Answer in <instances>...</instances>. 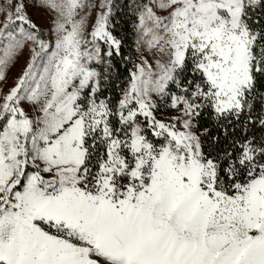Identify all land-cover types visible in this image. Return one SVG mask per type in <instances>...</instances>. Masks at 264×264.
Here are the masks:
<instances>
[{"label":"snow or ice","instance_id":"obj_1","mask_svg":"<svg viewBox=\"0 0 264 264\" xmlns=\"http://www.w3.org/2000/svg\"><path fill=\"white\" fill-rule=\"evenodd\" d=\"M38 2L47 40L0 3V264H264V0L137 4L115 100L112 0Z\"/></svg>","mask_w":264,"mask_h":264},{"label":"trees","instance_id":"obj_2","mask_svg":"<svg viewBox=\"0 0 264 264\" xmlns=\"http://www.w3.org/2000/svg\"><path fill=\"white\" fill-rule=\"evenodd\" d=\"M147 3V0H112V16L111 27L113 35L122 40L121 52L124 56L130 57L128 62H121L120 57H113L114 62L120 66V77L114 80L107 86V91L104 95H110L113 100L119 98L120 88L126 86L127 71L126 68L132 67V62L135 61L136 52V35L135 25L137 16L134 11L137 4ZM117 85L119 87H117ZM202 124L211 126V122L202 118ZM213 134L216 133L215 127H212ZM260 133L258 132L257 135Z\"/></svg>","mask_w":264,"mask_h":264},{"label":"rangeland","instance_id":"obj_3","mask_svg":"<svg viewBox=\"0 0 264 264\" xmlns=\"http://www.w3.org/2000/svg\"><path fill=\"white\" fill-rule=\"evenodd\" d=\"M28 2L36 5L35 7L30 8L29 12H30L31 18L34 20V22L37 23L41 27V29L44 31V33H45L44 38H45V40H47L48 39L47 27H48V22H49L52 14L40 9L38 0H28ZM89 2L96 5V7H93L91 9L90 15L88 16L87 25H86L88 31L91 30L92 24L96 18L97 11H99L98 6L100 3V0H89ZM0 3H3V0H0ZM85 11L87 12L88 9H85ZM158 14H163V13H160L158 11ZM81 15H83V13H81ZM76 19H79V16H77ZM0 20H3L2 15H0ZM86 35H87V33H86ZM137 36H138V32L136 35V40H137ZM100 43H101V46L103 48H105V49L107 48V45H104L103 42H100ZM135 47H136L135 62L138 63L140 57L143 56V57H146L149 60V62L153 63V65H154L155 59L158 58V56L155 53V50L150 51L149 49H147L146 46H141L139 49H137V46H135ZM28 56H29V53L27 52V50H25L24 54L15 63V65L11 66L7 70V73H6L7 79L5 82H2V85H0L3 87V91L5 93L10 89V87L14 86L15 79L19 77V75L22 73L24 67L26 66ZM44 59L46 60L47 56H44ZM24 107L26 110L29 111V115H31V116L38 115V113L32 112L29 110L28 102L24 103ZM157 116H158V118L160 117L159 112L157 113Z\"/></svg>","mask_w":264,"mask_h":264}]
</instances>
